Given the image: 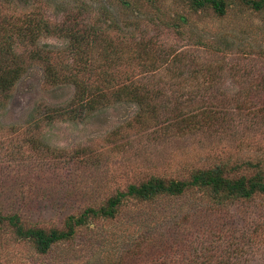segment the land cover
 Here are the masks:
<instances>
[{"label": "rangeland", "instance_id": "374dc122", "mask_svg": "<svg viewBox=\"0 0 264 264\" xmlns=\"http://www.w3.org/2000/svg\"><path fill=\"white\" fill-rule=\"evenodd\" d=\"M12 33L23 73L0 108V214L62 229L66 216L151 175L187 180L221 165L235 166L228 175L236 177L253 173L246 161L264 160V12L237 0L223 16L192 11L186 0H0V40ZM72 34L85 39L73 43ZM167 48L181 61L176 77L160 80L145 66ZM74 57L85 71H74ZM45 65L91 86L147 81L159 121L140 128L132 101L45 118L70 105L79 84L68 77L50 84ZM175 107L200 123L185 124L180 113L176 124L165 122ZM202 107L215 111L213 124L201 122ZM213 204L199 189L128 198L114 218L90 219L44 253L1 220L0 264H264V194Z\"/></svg>", "mask_w": 264, "mask_h": 264}, {"label": "trees", "instance_id": "16d2710c", "mask_svg": "<svg viewBox=\"0 0 264 264\" xmlns=\"http://www.w3.org/2000/svg\"><path fill=\"white\" fill-rule=\"evenodd\" d=\"M241 5L253 10L254 12H264V0H237ZM188 8L192 11L210 10L216 16H223L226 13L228 6V0H186ZM180 23L185 24V16H179ZM176 33H180L179 23L174 22L171 24ZM38 29V28H37ZM38 29L34 33H39ZM16 39L21 37V34L17 31L14 32ZM7 35L0 40V108L2 107V98L9 97L10 90L20 79L23 69L17 62L14 50H13V35ZM32 31H27V34L33 39L34 35ZM33 36V37H32ZM73 43L78 40H84V37H79L77 34H72ZM164 56L156 60V64L151 63V66H145L146 68H153L151 71L157 72L156 75H167L170 79L176 75L178 64L181 61V53L177 52V49L167 48ZM75 55V52L73 53ZM44 60V59H43ZM77 57L73 58L72 64L75 72L85 71V66L78 63ZM49 65H45V75L49 83H59L64 78L68 77L69 80L78 81V88L74 92V95L70 99V105L60 108H54L50 112L43 111L45 118L58 115H69L72 117H85L94 107L102 105L103 103L120 102V101H132L140 105V114H138L137 122L140 128L149 126V124L159 121L160 108L153 104L151 101H146L147 98H151L150 91L147 87V81L141 82L142 79H135L128 83H114L110 79L104 80L103 86H91L88 83H82L75 80L76 77L73 74H57L49 69ZM48 69V70H47ZM107 76V75H106ZM102 75V77H106ZM62 79V80H61ZM175 84L177 80L175 79ZM82 83V84H81ZM102 83V82H101ZM143 90V91H142ZM176 90L173 89L172 92ZM172 92L170 96H172ZM246 93V91H244ZM252 93V90H247V94ZM164 106V105H163ZM178 107V106H176ZM173 108L171 114L166 118H163L165 122L169 118L170 123H177L180 113V120L183 123H191L193 118L195 119L194 125L200 123L196 119V114L184 113L180 110ZM158 110V111H157ZM201 113H204L205 119H200L201 122L208 121L213 124V115L215 111H211V108L202 107L199 109ZM229 107L222 108V126L225 125L229 119ZM198 112V110L196 111ZM44 118V117H43ZM244 164L247 167L253 169L251 175L241 174L240 176H229L235 169V166L226 169L224 166L215 165L208 168H198L194 170L190 177L185 179L163 178L156 175H151L144 181L136 184L131 183L124 192H117L114 196H111L106 204L94 208L92 206L86 207L79 215L70 214L63 220L64 228H50L48 230L27 225L17 214H0V221L5 220L6 223L13 229L14 234L23 240H29L35 247V249L41 253L46 252L52 245L57 242L70 239L74 233L75 228L84 226L89 221L102 217V218H114L117 214L118 207L128 198L137 199L140 201L154 200L159 197H172L182 195L190 189H199L205 191L214 202L221 206L224 200H239V199H251L255 194H264V160L258 159L254 162L246 161ZM216 204H213L217 206ZM91 219V220H90ZM134 242H137L135 240Z\"/></svg>", "mask_w": 264, "mask_h": 264}]
</instances>
